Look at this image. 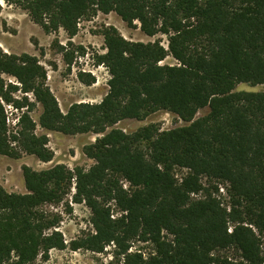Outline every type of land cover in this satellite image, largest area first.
Returning <instances> with one entry per match:
<instances>
[{
    "label": "trees",
    "instance_id": "1",
    "mask_svg": "<svg viewBox=\"0 0 264 264\" xmlns=\"http://www.w3.org/2000/svg\"><path fill=\"white\" fill-rule=\"evenodd\" d=\"M3 1L46 34L61 29L72 38L81 20L113 12L168 43L128 41L104 28L106 53L97 58L109 74L108 92L65 113L38 58L0 47V155L51 161L47 135L37 127L99 134L84 149L94 162L88 169L23 166L25 194L0 187V264H33L67 248L59 218L40 207L60 203L72 187L93 229L69 243L73 251L113 246L123 264H264V92L236 91L239 84H264V0ZM168 56L174 64H162ZM88 77L82 81L89 86ZM6 106L20 114L14 131ZM156 112L185 125L117 127Z\"/></svg>",
    "mask_w": 264,
    "mask_h": 264
},
{
    "label": "rangeland",
    "instance_id": "2",
    "mask_svg": "<svg viewBox=\"0 0 264 264\" xmlns=\"http://www.w3.org/2000/svg\"><path fill=\"white\" fill-rule=\"evenodd\" d=\"M0 47L4 53L20 55L23 53L35 56L46 71V83L56 98L60 110L65 113L74 103H99L108 92L109 74L105 66L99 64L98 56L105 54L102 31L106 27L115 28L128 41L154 42L160 41L167 48V36L158 34L154 37L146 36L139 28V24L128 26L115 13H98L91 19H83L78 24V32L69 38L63 30L46 34L34 24L21 8L0 1ZM168 56L162 64H174ZM81 74V77H80ZM94 78V83L86 85L83 80ZM7 83L16 84L11 77L2 76ZM236 91L264 92L263 85L239 84ZM30 100H33L29 95ZM7 126L10 131L16 130L19 112L6 106ZM207 108L197 113L196 117L205 115ZM40 107L37 105L31 114L37 121ZM153 124L160 131L171 130L185 125L177 117L166 112H156L143 121L125 120L117 127L125 132H132L140 126ZM36 133L46 134L48 149L52 152V160L43 163L32 155L21 154L19 158L0 155V187L8 193L25 194L26 189L22 176V167L26 166L35 171L47 169L54 165H63L69 170L77 167L88 169L93 160L84 154L85 147L94 142L99 134L64 135L60 133L43 132L39 127ZM15 146V145H14ZM180 177V173H177ZM220 198L225 199V191H219ZM71 193L58 204L40 207L51 215L59 218V231L67 248L64 250L52 249L47 257L39 255L33 264H123L122 258L116 255L113 246H107L103 252L95 253L84 249L73 251L69 248L72 240L78 239L93 229L90 223V211L83 203L72 200ZM135 246H140L135 244ZM133 247V250H134ZM148 249H145L147 251Z\"/></svg>",
    "mask_w": 264,
    "mask_h": 264
},
{
    "label": "built area",
    "instance_id": "3",
    "mask_svg": "<svg viewBox=\"0 0 264 264\" xmlns=\"http://www.w3.org/2000/svg\"><path fill=\"white\" fill-rule=\"evenodd\" d=\"M177 120H178L179 122H183V121H182L180 118H178V117H177Z\"/></svg>",
    "mask_w": 264,
    "mask_h": 264
},
{
    "label": "bare ground",
    "instance_id": "4",
    "mask_svg": "<svg viewBox=\"0 0 264 264\" xmlns=\"http://www.w3.org/2000/svg\"><path fill=\"white\" fill-rule=\"evenodd\" d=\"M1 1V0H0Z\"/></svg>",
    "mask_w": 264,
    "mask_h": 264
}]
</instances>
